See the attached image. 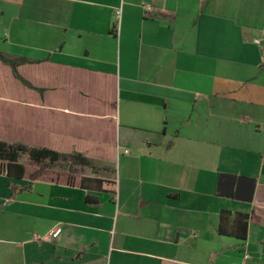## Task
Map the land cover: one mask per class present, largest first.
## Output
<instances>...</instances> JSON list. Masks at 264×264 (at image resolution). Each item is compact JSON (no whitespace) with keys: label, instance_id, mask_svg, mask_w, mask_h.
<instances>
[{"label":"crops","instance_id":"obj_1","mask_svg":"<svg viewBox=\"0 0 264 264\" xmlns=\"http://www.w3.org/2000/svg\"><path fill=\"white\" fill-rule=\"evenodd\" d=\"M0 54V142L95 169L0 161V264H264V0H0Z\"/></svg>","mask_w":264,"mask_h":264},{"label":"trees","instance_id":"obj_2","mask_svg":"<svg viewBox=\"0 0 264 264\" xmlns=\"http://www.w3.org/2000/svg\"><path fill=\"white\" fill-rule=\"evenodd\" d=\"M0 61L16 70V61L5 57L0 54ZM14 77L27 87L31 86L26 83L17 73L14 72ZM28 154L31 160L37 163L48 161V165H58L61 161L68 162L69 164H77L80 166L89 167L93 170L91 163L83 158L79 154H58L56 152L45 150V149H30L22 145H7L6 143L0 142V161L6 162V170L8 177L22 179L24 176V166L19 163V158ZM218 233L224 236H234L240 240H245L247 234V216L237 215L234 224L228 222V213L222 212L220 216V224L218 227Z\"/></svg>","mask_w":264,"mask_h":264},{"label":"rangeland","instance_id":"obj_3","mask_svg":"<svg viewBox=\"0 0 264 264\" xmlns=\"http://www.w3.org/2000/svg\"><path fill=\"white\" fill-rule=\"evenodd\" d=\"M4 67H5V65H3ZM10 66H8V68H9ZM6 68V67H5ZM10 69H11V74L10 75H14V73H13V70H14V72L15 71H17V70H15V69H13L12 70V68L10 67ZM12 77V76H11ZM11 77H9V78H7L6 80H7V83L9 82V83H12L13 81H12V78ZM1 78H3V75L1 74ZM15 78V77H14ZM17 80V79H16ZM15 83V82H14ZM14 94V92L13 91H10V92H8V95L9 96H11V95H13ZM7 145H10V144H8V143H6ZM24 157H23V159H22V161L24 162V163H26V164H32L33 165V163L34 164H36L37 166H39V167H42V166H46L47 164H50L48 161H45V162H42V163H36V162H34L33 160H31L30 159V157L28 156V154H24L23 155ZM69 165V163L68 162H64V161H61L57 166H59L60 168L59 169H63V167H67ZM71 170H73L74 172H76V173H82V174H87V173H90V172H92V171H94V170H91L89 167H85V166H79V165H73L71 168H70ZM96 172H100V174L103 176V177H106V178H109L110 177V175H111V173L108 171V172H105V171H99V170H96Z\"/></svg>","mask_w":264,"mask_h":264},{"label":"built area","instance_id":"obj_4","mask_svg":"<svg viewBox=\"0 0 264 264\" xmlns=\"http://www.w3.org/2000/svg\"><path fill=\"white\" fill-rule=\"evenodd\" d=\"M145 12H146V14H147V13L150 14V12H151V8L148 7V6L145 7ZM117 15H119V12L117 13ZM256 43H258V42L256 41ZM125 153H127V152H125ZM58 234H59V229H55V230H52V231H51L47 236H45L44 238L36 237V239L48 240V239H52V238H54V237H57Z\"/></svg>","mask_w":264,"mask_h":264}]
</instances>
